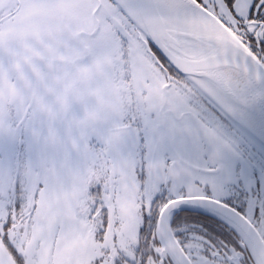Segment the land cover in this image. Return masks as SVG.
<instances>
[{
	"label": "snow or ice",
	"instance_id": "6c2138e0",
	"mask_svg": "<svg viewBox=\"0 0 264 264\" xmlns=\"http://www.w3.org/2000/svg\"><path fill=\"white\" fill-rule=\"evenodd\" d=\"M0 264H264V0H0Z\"/></svg>",
	"mask_w": 264,
	"mask_h": 264
}]
</instances>
